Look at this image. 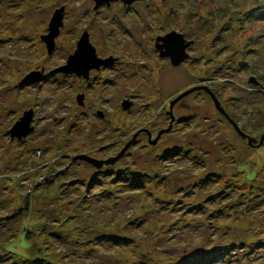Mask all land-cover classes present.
Listing matches in <instances>:
<instances>
[{"label":"rangeland","instance_id":"rangeland-1","mask_svg":"<svg viewBox=\"0 0 264 264\" xmlns=\"http://www.w3.org/2000/svg\"><path fill=\"white\" fill-rule=\"evenodd\" d=\"M95 7L0 0V264H264V0ZM84 31L116 60L88 83L61 71Z\"/></svg>","mask_w":264,"mask_h":264},{"label":"water","instance_id":"water-1","mask_svg":"<svg viewBox=\"0 0 264 264\" xmlns=\"http://www.w3.org/2000/svg\"><path fill=\"white\" fill-rule=\"evenodd\" d=\"M111 1L113 2V1H119V0H96L97 6L99 7ZM122 1H124V3L127 6H129L138 0H122ZM63 20H64V11L63 10L57 11L51 21L50 28H49V35L43 38L44 42L47 45L50 55L55 49V39L60 35V29L63 26ZM188 48H189V44H186V41L183 35L172 33L170 35H167L161 38V58L170 59L172 62V65L175 67H178L181 64H183L185 61H187L188 59L187 49ZM91 63H94V64L96 63V53H95L94 48L89 43L88 36L85 35L83 36V38L78 44V51L69 60V64H70L69 66H71L72 69H61V71L67 72L68 70L69 71L74 70V69L76 70V67L80 70H84V68L88 69L87 66ZM42 79H43V75L41 73L40 74L32 73L25 79V81L33 84V83H40ZM255 82L256 81H254V83ZM203 90H205L207 93H209L212 96L217 109L222 114L225 115V112L222 109L217 97L211 94L207 88H203ZM189 94L190 92L178 98L172 104V107H174L178 102H180L183 98H185ZM78 100L80 102V99ZM32 117H33L32 113L26 114V118L14 126L13 130L9 132V134L11 135L13 139L18 138L19 140H21L22 138L27 137L32 132V129H31ZM238 133L242 137L245 138V135L243 133H241L240 131ZM253 142L254 141L250 139V143H253ZM261 142L262 143L264 142V136ZM124 153L125 151L123 152L122 155L119 156L118 160L124 155ZM80 159L87 161V162H92V163L95 162L94 160L87 158L85 156L80 157ZM95 165L97 167H101L102 163H95ZM9 219L11 218H8V220Z\"/></svg>","mask_w":264,"mask_h":264},{"label":"flooded vegetation","instance_id":"flooded-vegetation-1","mask_svg":"<svg viewBox=\"0 0 264 264\" xmlns=\"http://www.w3.org/2000/svg\"><path fill=\"white\" fill-rule=\"evenodd\" d=\"M145 0H138V1H136V2H134L132 5H129V6H134V5H137V4H139V3H142V2H144ZM94 2H95V4H96V7H95V11H99L100 9H102V8H110L111 7V5H114V4H119V3H121V4H124V5H126L125 3H124V1H122V0H119V1H111V2H109V3H105V4H103V5H101L100 7L99 6H97V2H96V0H94ZM85 35H87L88 36V39H89V43H90V45L92 46V43H91V38H90V35H89V33L87 32V31H84L83 32V34H82V38H83V36H85ZM158 39H157V42H156V46H155V48H156V51H158V55H159V57H160V59H161V35H158ZM81 38V39H82ZM81 41V40H80ZM79 44V43H78ZM78 46V45H77ZM93 47V46H92ZM94 48V47H93ZM94 50H95V48H94ZM95 53H96V63L94 64V63H91V64H89L88 66H87V68L88 69H86V68H84V70H80V69H78L77 67H76V70L78 69V71H77V76H78V78L80 79V80H82L83 82H90V80H91V78H92V74H94V72L96 71V74L97 73H99L100 74V72H102V71H104V69H106L107 67H109V66H115L114 65V63H116V60H114L112 57H110V58H108V59H105L104 57H101L100 55H99V53H97V51L95 50ZM72 57V56H71ZM70 57V58H71ZM70 58H69V60H70ZM104 58V59H103ZM162 59H167V58H162ZM69 60H68V62L64 65V67H62L61 69H72V67L71 66H69L70 64H69ZM118 60V59H117ZM171 64H172V62H171V60L170 59H167ZM86 69V70H85ZM76 70L74 69V70H71V71H67V73L66 74H72V75H75V73H76ZM102 75L104 74L105 75V77H106V73H101ZM113 74H111L110 76L108 75L107 77L108 78H105V80H106V82L105 83H108L109 81H110V85H108V87H114L115 85H116V83L114 82V81H112V80H114L115 79V77L113 78ZM106 91L107 90H105L104 92L106 93ZM207 93V92H206ZM80 102H79V100H78V104H79V106L81 107V108H86V105L88 104L87 103V100H88V97H87V94L85 93H82V96H80ZM112 98H110V100H111ZM182 100H184V98L182 99ZM181 100V101H182ZM106 101V100H105ZM179 103V102H178ZM88 106V105H87ZM134 106H133V104H132V107H131V110H132V108H133ZM97 116L98 117H100V118H104L105 117V115H104V113L102 112V111H98V113H97ZM149 133V135H151V133L150 132H148ZM159 142V141H158ZM137 143V140L136 141H134V142H132V145H135ZM158 144V143H157Z\"/></svg>","mask_w":264,"mask_h":264},{"label":"trees","instance_id":"trees-1","mask_svg":"<svg viewBox=\"0 0 264 264\" xmlns=\"http://www.w3.org/2000/svg\"><path fill=\"white\" fill-rule=\"evenodd\" d=\"M219 100V99H218Z\"/></svg>","mask_w":264,"mask_h":264}]
</instances>
